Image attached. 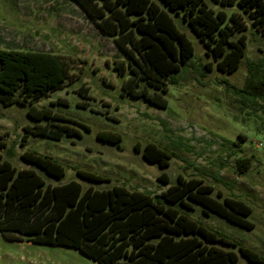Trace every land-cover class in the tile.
<instances>
[{
    "label": "trees",
    "instance_id": "1",
    "mask_svg": "<svg viewBox=\"0 0 264 264\" xmlns=\"http://www.w3.org/2000/svg\"><path fill=\"white\" fill-rule=\"evenodd\" d=\"M73 1L123 54L116 69L128 74L123 84L126 94L161 109L168 106V86L179 84L176 74L195 51L178 21L203 43L217 70L227 74L235 72L246 56L243 16L264 29V0ZM71 76L69 63L51 51L0 49V105L29 103L28 116L34 123L25 128L29 134L56 141L64 136L80 138L76 125L82 124L76 119L33 104L65 87ZM224 84L241 96L244 105L264 101V66L250 65L242 89L229 81ZM27 138L23 136L24 141ZM98 138L112 144L121 140L119 134L105 131ZM4 152L14 156L0 140V233L7 241L73 248L98 264H238L241 257L250 264H264L259 252L212 231L187 213L197 205L204 214L241 230L255 228L250 220L252 206L220 191L215 195V188L202 179L179 175L175 185L156 196L124 185L97 189L76 180L55 184L65 176L59 161L25 151L21 159L31 167L18 170L4 159ZM143 156L162 169L170 166L171 154L153 142L145 146ZM249 164L248 158L240 159V172ZM76 173L86 181L108 182L92 172ZM161 179L169 183L165 173ZM227 246L238 252L226 250Z\"/></svg>",
    "mask_w": 264,
    "mask_h": 264
},
{
    "label": "rangeland",
    "instance_id": "2",
    "mask_svg": "<svg viewBox=\"0 0 264 264\" xmlns=\"http://www.w3.org/2000/svg\"><path fill=\"white\" fill-rule=\"evenodd\" d=\"M243 21L246 56L231 74L217 70L203 43L187 24L178 21L195 51L176 74L179 84L168 86V106L161 109L126 94L123 84L128 74L116 69L123 54L73 0H0V49L51 51L71 67V80L65 87L33 104L50 107L82 124L76 125L80 138L64 136L56 141L34 136L25 130L34 124L28 116L29 103L0 105V140L14 153L10 158L4 152V159L18 170L30 168L21 155L33 151L64 166L65 176L55 184L76 180L97 189L124 185L155 196L175 185L179 175L202 179L215 188V195L220 191L224 197L252 206L250 220L255 228L241 230L218 216L204 214L197 205L187 213L264 257V101L244 105L241 96L224 84L229 81L230 86L242 89L250 65L264 66V29H258L247 14ZM59 99L65 101L59 103ZM104 131L119 134L120 142L99 139ZM149 142L171 154L168 168L144 158ZM243 158L250 164L241 173L238 161ZM76 170L98 174L108 182L83 180ZM37 173L45 177L42 170ZM163 173L169 183L162 181ZM225 249L238 252L234 247ZM0 264L98 263L73 248L7 241L0 233ZM238 264L250 263L241 257Z\"/></svg>",
    "mask_w": 264,
    "mask_h": 264
}]
</instances>
